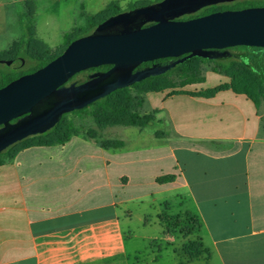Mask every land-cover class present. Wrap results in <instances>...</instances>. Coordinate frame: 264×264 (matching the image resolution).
Returning a JSON list of instances; mask_svg holds the SVG:
<instances>
[{"label":"crops","instance_id":"1","mask_svg":"<svg viewBox=\"0 0 264 264\" xmlns=\"http://www.w3.org/2000/svg\"><path fill=\"white\" fill-rule=\"evenodd\" d=\"M65 1L85 22L127 0L54 3ZM200 67L201 82L148 93L140 105L142 114L166 117L174 135L168 143L141 135L130 149L113 150L76 134L63 144L23 148L1 165L0 264H137L120 213L131 228L127 206L149 210L164 199L157 168L179 171L171 190L181 195V213L199 222L205 264H264V115L212 64ZM220 85L228 88L209 98L193 95ZM93 118L100 136L106 124ZM171 245L165 257L174 260Z\"/></svg>","mask_w":264,"mask_h":264},{"label":"water","instance_id":"2","mask_svg":"<svg viewBox=\"0 0 264 264\" xmlns=\"http://www.w3.org/2000/svg\"><path fill=\"white\" fill-rule=\"evenodd\" d=\"M236 1L240 0H161L120 13L92 34L71 42L44 67L0 88V153L45 133L63 114L141 79L163 74L190 58L214 59L225 55L221 50L237 46L264 48V7L179 20L203 8ZM165 58L175 60L133 72L141 63ZM0 64L9 61L0 59ZM102 65L111 68L83 85L63 87L75 74Z\"/></svg>","mask_w":264,"mask_h":264},{"label":"rangeland","instance_id":"3","mask_svg":"<svg viewBox=\"0 0 264 264\" xmlns=\"http://www.w3.org/2000/svg\"><path fill=\"white\" fill-rule=\"evenodd\" d=\"M138 0H127L121 2V10L127 12V4ZM160 0H144L136 3H157ZM241 1V0H240ZM256 4V7H264V0H249ZM72 3L65 1L57 7L54 0H0V59L9 61L8 65L0 64V74L6 71L24 72L31 63L28 60L15 59L14 48L22 37L20 18L28 16L32 26V54L36 57L51 58L59 55L66 47L67 39L72 37L79 29L87 25L79 19L77 13L72 10ZM246 62V60H244ZM208 65V62L206 63ZM233 74L239 81L246 82L247 76L240 70H234ZM84 75L75 76L70 83L78 84L84 81ZM169 88L179 86L180 80L177 74L166 78ZM163 91V90H162ZM138 88L128 87L124 91L113 94L110 98L114 104L111 110H104L98 106H88L80 112H71L64 117V124L69 127V135H83L94 140L104 149L124 150L130 149L138 142L141 135L154 143L157 138L172 141L174 135L168 124L166 117L157 112L147 114L150 121L145 126L130 124H110L103 125L102 133L93 130V117H104L109 113H121L119 111L134 113L139 117L142 114L140 105L148 93ZM260 112L264 115V101L260 102ZM120 115V114H119ZM108 119V118H106ZM113 119V118H112ZM264 127V123H262ZM140 131V132H138ZM147 139L142 146H147ZM155 139V140H153ZM189 145L188 143H185ZM199 149H209L212 151L225 152L231 149L230 145L206 146L198 143ZM182 162V161H181ZM158 168L152 172L157 174L155 183L157 190H162L163 200L153 204L149 210H145L140 205H129L124 210V214H129L133 226L126 225V218L120 213L124 225V232L127 239V248L130 258L137 264H205L206 256L200 248V238L198 236L199 222L194 217L186 213H181L179 209V199L181 195L174 194L171 184L180 175L175 173H158ZM144 226H153L151 230H144ZM151 237L145 239L144 237ZM165 236L167 239H162ZM193 243L191 249L188 248ZM172 244V245H171ZM171 245L174 249L172 258H166ZM202 245V244H201ZM196 255V262L191 261L190 256Z\"/></svg>","mask_w":264,"mask_h":264},{"label":"trees","instance_id":"4","mask_svg":"<svg viewBox=\"0 0 264 264\" xmlns=\"http://www.w3.org/2000/svg\"><path fill=\"white\" fill-rule=\"evenodd\" d=\"M161 1V0H160ZM151 3H134L130 6H128V9L126 11H132L134 9L150 5ZM247 8H257L256 4L252 3V1L249 0H241L236 1L229 4H220L215 6H209L206 8L201 9L200 11L196 12L192 15H187L179 18V20H187L192 19L196 17L205 16L214 12H222L226 10H241V9H247ZM121 9L118 7H109L106 11L99 13L96 16L90 17L87 19V25L79 29L72 37L67 39L66 47L73 41L88 36L92 34L96 28L104 23L105 21L116 17L120 13H123ZM149 24H146L144 26H148ZM20 27L22 30V37L20 41L17 43V45L14 48V56L15 59L20 60H28L31 65L29 68L24 72H11L6 71L0 74V88L4 87L8 83L12 82L13 80L26 75L35 72L36 70L44 67L49 62L54 60L57 56L51 57V58H44V57H36L32 54L31 46H32V26L30 19L28 16H23L20 18ZM65 47V48H66ZM221 54H225L224 56H220L214 59H205L200 57H193L190 58L175 67L171 68L170 70L166 71L163 74L156 75V76H149L144 79H141L137 82L132 83L131 85L123 88L116 89L112 91L110 94L106 95L105 97H102L98 99L97 101L93 102L89 106H98L104 110H111L113 107V103L110 100L111 96L113 94L119 93L124 91L128 87H134L138 88L144 92H155V91H162L165 89H175L177 87H183L187 84H193V83H199L202 81V72H201V63H211L213 65V69L223 74L231 79V87L234 91L245 94L250 100L253 101L255 106L258 108L260 107V102L264 101V48H255V47H245V46H237L232 48H226L220 51ZM181 58V57H180ZM175 59L173 58H165V59H158L150 62H144L138 65L133 72H141L144 70H148L152 67H160L168 62H171ZM246 60V62L244 61ZM111 68L110 65H102L95 68H90L88 70L81 71L77 74H75L73 77H71L68 82H66L63 87H68V83L71 82V80L77 76V75H84L85 79L81 83H71L70 85L74 86H80L83 85L89 81H91L93 78V75L102 74L108 71ZM234 70H240L241 72H244L247 76L246 82L239 81L238 77H236L233 72ZM174 73L177 74L178 79L180 80V84L177 87L169 88L168 82L166 81V78L173 75ZM69 85V86H70ZM228 88L227 85H220L218 87L208 89L205 91L198 92L193 95L209 98L212 97L217 92ZM86 107H83L82 109L74 110L72 112H80L84 110ZM121 113H109L104 117V120L102 117L96 116L97 120H102L105 124L109 122L110 124H130V125H140L145 126L147 122L150 121L149 116H143L139 117L138 115L134 113L119 111ZM71 113V112H69ZM68 113H65L61 116L60 120L48 131H46L43 134H37L34 136H30L20 142H17L11 146H9L7 149L2 151L0 153V166L10 162L15 154L20 151L23 148H27L30 146H43V145H55V144H63L65 143L69 138V127L68 125L64 124V117ZM108 118V119H106ZM113 118V119H112ZM20 118H16L11 121L12 123L17 122ZM1 128V126H0ZM193 246V243L191 242L188 245V248L191 249ZM200 248H202V245L199 244Z\"/></svg>","mask_w":264,"mask_h":264},{"label":"flooded vegetation","instance_id":"5","mask_svg":"<svg viewBox=\"0 0 264 264\" xmlns=\"http://www.w3.org/2000/svg\"><path fill=\"white\" fill-rule=\"evenodd\" d=\"M3 65H5V64H3ZM70 84H71V83L69 82L67 86H69Z\"/></svg>","mask_w":264,"mask_h":264}]
</instances>
